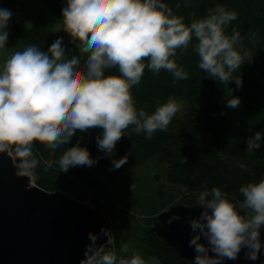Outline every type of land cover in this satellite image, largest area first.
Here are the masks:
<instances>
[{
  "label": "clouds",
  "instance_id": "1",
  "mask_svg": "<svg viewBox=\"0 0 264 264\" xmlns=\"http://www.w3.org/2000/svg\"><path fill=\"white\" fill-rule=\"evenodd\" d=\"M65 3L63 31L72 44L79 42V55H70L59 37L46 51L30 44L0 65V154L13 158L18 176L28 175L41 163L38 143L53 155L65 149L56 163L67 173L72 167H91L101 159L93 158L82 145L83 135L71 145L78 134L101 130L97 147L112 156L118 142L125 135L130 137L129 128L146 139L167 131L181 111V103L170 97L149 113L137 107L132 89L141 82L145 69L157 74L164 70L175 80H187L188 72L175 58L178 52L183 55L191 47L207 77L227 85L234 81L238 87L243 86V79L234 73L253 61L240 31H226L238 18L237 12L219 4L208 9L205 17L186 23L165 0ZM185 3L190 5L191 0ZM12 15L11 10L0 7V50L7 49ZM111 69L118 74L106 75ZM226 99L229 108L240 107L239 97ZM261 139L259 131L249 136L246 150L260 149ZM126 162L125 157L113 160V169ZM43 163L46 168L52 165L51 160ZM239 193L242 200L220 187L209 190L205 186L199 192L196 203L202 211L189 220L194 233L189 247L196 254L193 264L235 261L244 249L247 259H259L264 248V177L242 185ZM101 233L108 237L107 243L97 245L99 235L90 233L92 243L81 264H145L138 253L130 258L118 255L111 231L101 229ZM128 251L127 244L120 246L121 253Z\"/></svg>",
  "mask_w": 264,
  "mask_h": 264
},
{
  "label": "trees",
  "instance_id": "2",
  "mask_svg": "<svg viewBox=\"0 0 264 264\" xmlns=\"http://www.w3.org/2000/svg\"><path fill=\"white\" fill-rule=\"evenodd\" d=\"M38 1L44 9L33 24L28 26L20 20L14 27L10 42L19 45L17 51L30 44L46 51L59 38L57 27L63 24L65 0ZM165 2L186 23L205 17L217 4L237 12L238 18L226 31H240L243 46L253 56L251 63L246 62L234 73L242 77L243 86L238 87L234 81L221 84L207 77L198 67L197 54L189 47L175 57L188 72L187 80H175L164 70L157 74L145 69L141 82L132 89L137 107L149 113L168 98H175L189 107L186 122L174 118L167 131L157 132L151 139L129 128L130 137L125 135L118 142L112 156L97 147L96 136L101 130L78 134L71 145L83 135L82 145L88 147L93 158L101 159L91 167H72L67 173L61 172L56 163L65 149L53 155L38 143L41 163L32 171L41 189L63 191L103 208L116 227L110 231L118 255L130 258L138 253L145 264H190L153 231L159 214L179 204L197 206V196L205 186L209 190L220 187L230 197L242 200L239 188L264 177V0H191L190 5L185 0ZM78 43L65 45L70 55H79ZM84 59L86 56L82 57L81 67ZM108 74H118V70H108ZM231 97L241 99L238 109L227 106L226 98ZM257 131L262 134L261 147L249 152L247 138ZM123 157L127 162L114 170L113 160ZM44 160H51V167L46 168ZM122 244L128 245L127 253L120 252Z\"/></svg>",
  "mask_w": 264,
  "mask_h": 264
},
{
  "label": "water",
  "instance_id": "3",
  "mask_svg": "<svg viewBox=\"0 0 264 264\" xmlns=\"http://www.w3.org/2000/svg\"><path fill=\"white\" fill-rule=\"evenodd\" d=\"M13 158L0 154V264H81L92 241L107 243L101 229H115L103 208L84 203L63 191L47 192L37 186L31 170L18 176ZM202 209L179 204L159 214L153 231L180 257L193 264L195 252L189 247L194 235L189 220ZM264 241V229L261 230ZM241 251L235 261L223 264H264V248L259 259Z\"/></svg>",
  "mask_w": 264,
  "mask_h": 264
},
{
  "label": "rangeland",
  "instance_id": "4",
  "mask_svg": "<svg viewBox=\"0 0 264 264\" xmlns=\"http://www.w3.org/2000/svg\"><path fill=\"white\" fill-rule=\"evenodd\" d=\"M64 5L63 7H65ZM0 7L9 9L13 13L9 22L7 31L9 32L8 44L6 50H0V65H2L7 57L13 52L17 51L19 45L16 42H10L12 35L14 34V27L20 21L24 20L28 26L33 24L35 17L44 9V5L38 0H0ZM63 25V24H62ZM57 27L58 37H63L64 44L67 45L70 42V36L63 31V26ZM13 52H12V51ZM190 117L189 107L183 106L181 111L177 114V118L181 123L186 122ZM149 264H158L156 262H150Z\"/></svg>",
  "mask_w": 264,
  "mask_h": 264
}]
</instances>
